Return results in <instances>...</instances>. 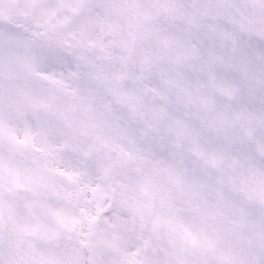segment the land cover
I'll use <instances>...</instances> for the list:
<instances>
[{
  "label": "snow or ice",
  "instance_id": "obj_1",
  "mask_svg": "<svg viewBox=\"0 0 264 264\" xmlns=\"http://www.w3.org/2000/svg\"><path fill=\"white\" fill-rule=\"evenodd\" d=\"M0 264H264V0H0Z\"/></svg>",
  "mask_w": 264,
  "mask_h": 264
}]
</instances>
